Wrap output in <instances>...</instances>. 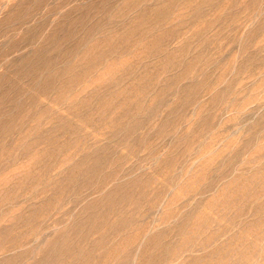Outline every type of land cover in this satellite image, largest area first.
I'll return each instance as SVG.
<instances>
[{"label":"rangeland","instance_id":"374dc122","mask_svg":"<svg viewBox=\"0 0 264 264\" xmlns=\"http://www.w3.org/2000/svg\"><path fill=\"white\" fill-rule=\"evenodd\" d=\"M0 264H264V0H0Z\"/></svg>","mask_w":264,"mask_h":264},{"label":"bare ground","instance_id":"6f19581e","mask_svg":"<svg viewBox=\"0 0 264 264\" xmlns=\"http://www.w3.org/2000/svg\"><path fill=\"white\" fill-rule=\"evenodd\" d=\"M45 66V65H44Z\"/></svg>","mask_w":264,"mask_h":264}]
</instances>
